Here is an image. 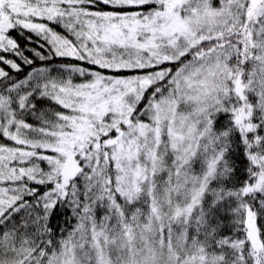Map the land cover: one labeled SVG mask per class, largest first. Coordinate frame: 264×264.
<instances>
[{"label": "snow or ice", "instance_id": "1", "mask_svg": "<svg viewBox=\"0 0 264 264\" xmlns=\"http://www.w3.org/2000/svg\"><path fill=\"white\" fill-rule=\"evenodd\" d=\"M0 264H264V0H0Z\"/></svg>", "mask_w": 264, "mask_h": 264}]
</instances>
